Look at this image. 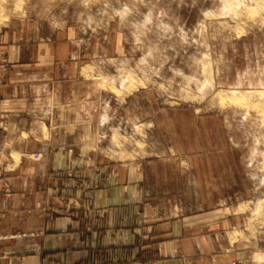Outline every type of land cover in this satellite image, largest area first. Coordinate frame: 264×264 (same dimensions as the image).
<instances>
[{"label":"rangeland","instance_id":"rangeland-1","mask_svg":"<svg viewBox=\"0 0 264 264\" xmlns=\"http://www.w3.org/2000/svg\"><path fill=\"white\" fill-rule=\"evenodd\" d=\"M12 67L34 86L1 93L32 100L0 130L38 131L22 256L264 264V0H0Z\"/></svg>","mask_w":264,"mask_h":264},{"label":"crops","instance_id":"crops-1","mask_svg":"<svg viewBox=\"0 0 264 264\" xmlns=\"http://www.w3.org/2000/svg\"><path fill=\"white\" fill-rule=\"evenodd\" d=\"M30 67H12L14 80L12 83L0 81V94L7 88L30 90L34 84L21 78L22 72H27ZM38 72L52 71V67H32ZM4 70V69H3ZM2 71V70H1ZM30 71V72H34ZM47 78V77H46ZM30 80V79H29ZM32 100L28 94L18 97L16 94L0 95V121L7 119L11 127L14 120H26L28 113L25 110L14 112L11 108L6 110L5 105L29 103ZM37 103L39 98L33 99ZM41 100V99H40ZM4 107V108H3ZM19 111V109H18ZM24 112L26 115L24 116ZM32 115H29V119ZM16 133L11 130H0V264H37L36 258L22 256L24 252L31 253L32 248H37V237L32 233L38 232V195L39 179L36 173L22 171L24 163L30 162L29 149L32 140H36L37 129L32 133L31 129L17 128ZM27 130L25 137L22 132ZM14 152L20 154L19 159L12 158ZM31 170H35L29 165ZM47 229V226L43 227ZM42 228V229H43ZM41 230V229H40ZM22 234V236H21ZM34 244L32 245V241ZM23 248V249H22ZM29 251V252H28Z\"/></svg>","mask_w":264,"mask_h":264}]
</instances>
